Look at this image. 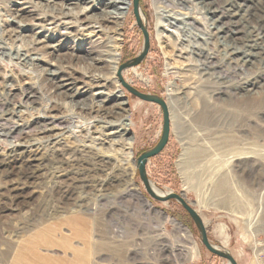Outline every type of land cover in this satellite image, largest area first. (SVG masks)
I'll use <instances>...</instances> for the list:
<instances>
[{
    "label": "rangeland",
    "instance_id": "rangeland-1",
    "mask_svg": "<svg viewBox=\"0 0 264 264\" xmlns=\"http://www.w3.org/2000/svg\"><path fill=\"white\" fill-rule=\"evenodd\" d=\"M257 2L264 9V0ZM139 4L147 20L149 48L143 61L122 71V77L134 89L162 98L170 113L168 142L146 163L148 180L161 191L182 195L203 220L210 243L228 252L237 264H264V65L239 70L224 58L226 49L221 42H226L223 38L212 40L213 48L207 50L215 56L210 67L213 75L205 77L200 71H191L185 57H177L173 41L185 39L196 43L193 38L198 37V42L205 47L201 39L211 37L210 15L193 0H185L182 9L174 8L176 13L185 16L189 13L192 19L202 23L196 27L186 22L187 30L183 35L164 20L156 25L158 5L155 0H140ZM252 5L247 1L244 4L245 7ZM23 6L31 11H24L25 20L21 22L26 23L25 26L10 21L15 19L9 17L10 9ZM159 6L161 10L165 8L162 4ZM220 7H223L221 2L216 3L215 16L220 14ZM128 9L119 30L113 22L104 25L107 32L117 29L120 34L117 37L120 41H114V36L113 41L112 38L107 41L110 46H119V65L136 57L143 47L132 0ZM58 18L42 13L29 0H0V36L4 29L17 28L20 32L18 38L6 42L9 46L22 49L27 45L30 48L33 40L43 42L37 46L42 48L40 53H31L42 59L35 62L36 67L22 68L0 59V115L1 104L7 100L5 86L9 83L16 94L32 88L34 93L40 91L43 95L42 100L34 98L30 107L19 109L22 117L15 122L20 126L27 117L34 116L41 105H50L51 97L57 98L55 81H46L49 76L39 72L50 66L47 62L62 65L65 71L58 76H70L78 80L75 82L85 81L84 74L91 67L88 46L93 44L92 50H96L98 43H93L95 39L88 36L90 30L82 23L64 25ZM226 21L229 30L240 25L233 19L226 18ZM58 41H61L60 60L45 51V46H55ZM50 69L54 68L50 66ZM105 71L109 78L104 81V90L122 92L120 100H124L125 105L120 113L127 117L125 129L126 137L132 141L131 156H128L129 150L113 145L106 155L112 156L117 168L110 171L109 179L114 183L98 188L99 180L104 177L95 174L93 165L94 160L105 153L106 146L100 144L101 136L98 139L99 136L91 133L95 114L80 115L67 107L68 101L49 113L55 118L67 119L70 129L61 130L62 127L54 125L53 134H58L59 139L53 146L49 142L40 144L36 152L40 161L32 163L38 165V169L31 177H26L21 167L24 159L20 150L27 145L26 131L15 139L0 138V264H12L19 242L53 222L58 225L54 243L40 244L36 249L43 264L68 262L81 250L86 251L88 264H227L201 244L192 220L179 203L158 202L146 193L135 163L137 157L152 149L160 138L161 110L128 93L118 82L116 73L111 75L107 65ZM218 76H225L228 81H218ZM250 83L257 88L249 96L239 92L240 86ZM182 85L192 88L182 92ZM86 87L90 90L86 100L90 102L89 97L95 90L92 86ZM13 146H16L14 151ZM217 180L224 182L222 189ZM73 189L72 197H61L62 191ZM20 197L23 202L16 201L17 205H13ZM74 216L86 223L89 239L86 234L74 235L64 243L71 231L66 220ZM171 219L189 231L195 243L191 252L188 237ZM29 256L32 253L26 252L18 264H25Z\"/></svg>",
    "mask_w": 264,
    "mask_h": 264
},
{
    "label": "bare ground",
    "instance_id": "bare-ground-1",
    "mask_svg": "<svg viewBox=\"0 0 264 264\" xmlns=\"http://www.w3.org/2000/svg\"><path fill=\"white\" fill-rule=\"evenodd\" d=\"M29 1H31L36 8H39L42 13H51L58 16V20L64 25H72L73 23L84 24V28L86 30H90L88 36H91L93 39H95V41L92 42L98 43V46L96 50H92L94 47L92 46L93 44H89V48L87 47L90 50V57L88 58V60L91 67L84 74L85 81L75 82L78 80H75L70 76L66 77L65 75L63 77H59V72H63L65 70L62 71L64 67L62 65L59 66L57 63L47 62V64L54 69H50V66L48 68L46 67V69L44 70L39 69V72L42 74V76H49L46 77V81H55L53 82V85L57 90V94H55L57 98L51 97L52 100L49 101L50 105H41L40 108L36 109V114L34 116L27 117V121L25 120V122H23L24 124L21 126L18 125L17 122H15V120H19L20 117H22V112L19 111V109L21 107H30L29 104L32 103V100L34 98H37V100H42L43 95H41L42 93L40 91H38V94L34 93V90H32V88H25L21 91L19 90L16 94L13 92L14 88L11 83H9V85H6V93L4 95H6L7 100L5 101V103L1 104L3 110L2 115H0V138L4 139V141L15 139L22 132L26 131V133L28 134L26 140L27 145L24 146L22 150H20L22 151L20 155H22V158L24 159L21 167L23 168L26 177H31L32 175H34L35 170L38 169V165H34L32 163L35 161H40V159L36 158V152L40 144H42L43 142H49L53 146L57 142V139H59L58 134H53V132L56 130L54 125H56V127H62L61 130L66 128L67 130L70 129V125L68 124L67 119H65L64 117L55 118V116H52L49 112L56 110L57 107L64 106V103L66 101H68L67 107L69 106L70 108L75 109L80 115H88L90 117V112H93L95 114L93 118L96 122L95 126H93L94 130L91 133L99 136L98 139H100L101 136L102 138L100 139V144L106 146L104 153L105 155L102 153L103 155L98 156L94 160L93 165V171L95 172V174L104 177V179L99 180V183L97 185V187L101 189L108 184L114 183V181L109 178L112 172H114L117 168L114 161H112L111 159L112 156H107L111 150V147L113 145L121 146L120 148L122 150H129L128 156H131L132 141L131 138L126 137L127 129H125V126L128 124L127 117L120 113L124 111L122 109V106L125 105L124 100H120L122 92L120 91V89H117L116 91L104 90V81H108L109 78L105 71L106 65L108 66L111 75L114 76L116 73L117 78V69L119 65L117 52L120 49L118 45L113 44L112 46H110L107 41L111 38L113 41V36L114 41L119 40L117 39V37L120 35L118 34V30L121 26V22L126 19V15L129 10L128 7L131 0ZM193 1H196L197 5H201V8L210 15L209 26L210 28H212V31L211 37L209 36L205 39H201V42H204L206 46H211L210 49H207L206 46L203 47L198 42L200 40V38L198 37L193 38L196 40V43H190L191 41L188 42L185 41V39H181L180 41H173V44L176 47V51L178 53L177 57H185L184 59L188 62L187 65L189 70L200 71L201 74L205 77L212 76L213 73H210V71L213 69H211L210 67H212L213 65L212 62L215 59V56L214 54L208 52L213 48V44H211L210 42L212 40L215 41L223 38L224 40L222 41L226 42L225 44H222L221 42V45H223L226 49V52L223 54L225 55L224 58L229 63L236 66V68H238L239 70L251 69V67L255 65L258 66L259 64L264 65V13H261V11H263L264 9L261 3L257 2V0ZM246 1L252 2L253 5L250 7H245L244 4H246ZM184 2L185 0H162V2H160L159 0H155V3L158 5L156 6V25H159L160 21L164 20L169 25L177 27V29L183 35L187 30L184 28L186 22H188V25L190 26H202V23H198L199 20L192 19L189 16V13L187 14V16H185L173 11L174 8L182 9L184 7ZM220 2L223 7H220V14L218 16H215L214 13L216 9V3L220 4ZM160 4L165 7L163 10H161L162 6H159ZM82 5H84L85 7H82ZM68 7L72 8L69 9ZM167 8L170 9L167 10ZM24 11L25 13H31V11L28 10V8H26L25 6L21 8L10 9L9 17L11 16L15 20L20 19V21H10L17 24H22L23 22L21 21L25 20L23 19V15L25 14ZM32 13L34 14V12ZM139 18L143 26L146 27L147 20L142 9L139 10ZM226 18L238 21V23L240 24L239 27L229 30L226 24ZM112 22L116 26H118V30L114 29L113 31L109 30L110 32H107L104 28V25ZM25 24L26 23L22 24V26H25ZM0 27H2V25H0ZM71 27L74 28V26ZM4 31L5 32L3 33V35L0 36V59L2 61L5 60L13 63L14 66L20 65L22 68H27L29 66L36 67L37 63L35 62L42 59L31 56V53H40L38 51H41L42 48H38L37 46L43 42H37L33 40L32 43L30 42V48L27 45L22 49L19 47H14L11 44L9 46L6 42L10 41L11 43L14 37L18 38L20 36V32L17 28L8 30L4 29ZM110 34L112 36H110ZM60 42L61 41H58L55 46H45V51L47 50V54L55 55V57L57 56L58 60L61 59L60 55H58L61 50L59 46ZM219 80L228 81V78L225 76H218V81ZM79 83H81V85H78ZM249 85L240 86V88H238L239 92L242 91L244 92V95L249 96L254 91V89L257 88V85L254 83H250ZM86 86H92L95 90L92 93L91 97H89V99L92 98L90 102L89 100H86L90 92L89 88H87ZM191 88L192 86L185 87L182 85L181 91L184 92L185 89ZM117 101L118 103H116ZM120 114L122 116H119ZM117 116H119V120H116ZM69 133L71 135L72 131L69 130ZM40 134L42 135L40 136ZM125 145L127 146L126 148ZM15 147L16 146H13L11 150L14 151L13 149ZM111 170L112 172H110ZM219 185L222 189L224 182L221 183L220 181ZM150 187L153 192L160 197L166 196L171 193L161 191L154 187L151 183ZM73 191L74 189L69 192L64 190L61 192V197H63L64 199H68L72 197ZM16 201L17 203H21L23 202V199L22 197L16 199L13 202V205H17ZM170 221L177 229L183 232L182 234L185 235V237H188V248H190L189 252H191L192 245L195 243L194 240L190 238L189 231L182 229V226L177 221L174 222V220L172 219ZM66 222L70 224L71 231L70 236H68V239L66 238V242L64 243H68V240L72 239L74 235H85L87 233L86 223L82 222L78 217L74 216L68 218ZM57 230L58 225L53 222L37 230L34 233L35 236L33 234V236L29 237L30 239L27 240L26 238L24 241H20L13 256L12 264H18V260L20 259V257H24L26 252L32 253V256H29V259L25 261V264H43V259L41 258L42 256L36 251L37 245H52L54 243V240L56 239L55 234H57ZM58 236L62 237V235L59 234ZM86 245L87 242L84 243V248H86ZM191 260H193V258ZM61 264H88L87 253L85 250H81L79 251L78 255H73L72 260H69L68 262L62 261Z\"/></svg>",
    "mask_w": 264,
    "mask_h": 264
},
{
    "label": "water",
    "instance_id": "water-1",
    "mask_svg": "<svg viewBox=\"0 0 264 264\" xmlns=\"http://www.w3.org/2000/svg\"><path fill=\"white\" fill-rule=\"evenodd\" d=\"M139 2H140V0H132V9H133V15L135 17L136 25L140 29V31L142 32L143 47H142L141 52L136 57H134L133 59L128 60V61H126V62H124L118 66L117 78H118V82L120 83V85L128 93H130L131 95H133L134 97H136L137 99H139L141 101L151 103V104L158 106L161 110V113H162V129H161V135H160L158 142L156 143V145L152 149L143 152L136 159L135 165H136V169L138 172L139 179H140L141 183L143 184V187H144L146 193L152 199H154L158 202H167L170 200H174L181 205V207L185 210V212L188 214V216L192 220V222H193V224H194V226L198 232L199 240H200L201 244L205 247V249L209 253H211L212 255H214L220 259L227 261V263H229V264H237L236 261L233 259V257L228 252H226L224 249L217 247V246L210 243V241L207 237V231H206V228L204 226L203 220L196 213V211L191 208V206L186 202V200L183 198L182 195L170 193L166 196L160 197V196L156 195L150 187V181L148 180V177L146 174V163L149 159L157 156L164 149V147L166 146V144L168 142L169 133H170V113H169L168 107L166 105V102L162 98L155 96V95L145 94V93H142V92L134 89L132 86H130L128 83H126L124 81L123 77L121 76L122 71L129 69V68H132V67H135L138 64H140L143 61V59L145 58V56L148 52V48H149L148 33H147V30L145 29V27L143 26L140 18H139V10H140Z\"/></svg>",
    "mask_w": 264,
    "mask_h": 264
},
{
    "label": "crops",
    "instance_id": "crops-1",
    "mask_svg": "<svg viewBox=\"0 0 264 264\" xmlns=\"http://www.w3.org/2000/svg\"><path fill=\"white\" fill-rule=\"evenodd\" d=\"M69 225V224H68ZM39 229H41V228H39ZM38 229V230H39ZM37 230H35L34 232H32L31 234H29V236L27 237V238H29L30 236H32L35 232H36ZM70 236V235H69ZM86 236H87V238L89 239V232H88V228H87V233H86ZM77 238V237H76ZM26 239V238H25ZM24 239V240H25ZM78 239H80V240H82L81 238H78ZM23 240V241H24ZM71 244H72V242H71ZM59 246V245H58ZM58 246H54V247H58ZM41 247H43V246H41ZM41 247H39V249L41 248ZM60 247H61V245H60ZM74 247V246H73ZM51 248H53V247H51ZM77 248V247H76ZM78 249V248H77ZM70 250V249H69ZM71 251V250H70ZM72 253V252H71ZM71 257H72V254H71Z\"/></svg>",
    "mask_w": 264,
    "mask_h": 264
}]
</instances>
